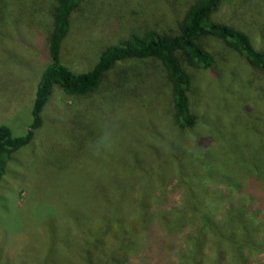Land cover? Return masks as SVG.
Listing matches in <instances>:
<instances>
[{
  "label": "rangeland",
  "instance_id": "374dc122",
  "mask_svg": "<svg viewBox=\"0 0 264 264\" xmlns=\"http://www.w3.org/2000/svg\"><path fill=\"white\" fill-rule=\"evenodd\" d=\"M192 1L84 0L72 16L60 61L73 73L87 72L100 52L123 45L131 33L173 32ZM55 2L0 0V125L14 136L23 135L32 122L35 85L50 63L45 43ZM263 6L264 0H222L216 20L244 31L254 48L264 53ZM204 39L211 66L187 67L193 82L191 111L197 117L191 129L176 128L171 87L156 61L118 63L89 97L71 98L59 89L53 91L31 143L5 158L0 180V264H52L57 236L49 222L56 217L64 220L66 212L80 207L87 190L102 203L110 202L118 188L128 184L121 200L126 202L123 210L134 214L126 224L134 238L145 234L148 214L179 210L182 224L175 230L162 227L157 218L147 222L152 247L160 238L171 241L167 250L173 255L167 264H178L182 234L191 223L200 222L188 207L197 208V200L187 194L189 186L225 194L217 218L237 208L243 192L232 196L227 181L204 171L221 166L220 158L237 143L255 144L256 149V141L264 145V72L251 69L221 40ZM117 78L121 83L113 85ZM178 149L192 159L176 157L173 152ZM237 156L229 160L235 163ZM191 172L195 175L188 177ZM114 176L126 182L112 183ZM247 176L245 181L258 179L253 173ZM102 180L109 189L105 192L98 187ZM258 182L262 194L252 199L251 206L246 197L240 203L249 210L248 220L260 224L264 170ZM72 234L81 239L78 231ZM88 238L85 243L91 251L125 250L110 234L93 231ZM245 254L250 264H264V247H251ZM135 256L128 255L126 264H138ZM224 264L234 261L228 258Z\"/></svg>",
  "mask_w": 264,
  "mask_h": 264
},
{
  "label": "trees",
  "instance_id": "16d2710c",
  "mask_svg": "<svg viewBox=\"0 0 264 264\" xmlns=\"http://www.w3.org/2000/svg\"><path fill=\"white\" fill-rule=\"evenodd\" d=\"M221 1L193 0L182 12L173 32L150 29L140 35L131 33L123 45L110 46L100 52L90 70L73 73L61 63L60 56L71 28L74 11L84 0H56L50 7L51 22L45 43V55L50 63L42 70L35 85L31 109L32 122L27 131L19 136H14L7 126L0 125V180L5 158L29 145L33 140L34 132L41 125L42 112L55 89L61 90L71 98L89 97L97 92L107 74L120 62L151 60L161 64L171 87L173 121L176 128L180 129H191L197 124V117L191 111L193 106L189 95L193 82L187 67L211 66L212 57L205 47V37L221 40L227 51L244 58L251 69L264 72V53L254 48L248 34L227 21L216 20ZM261 11L264 13V6ZM251 18L255 19L254 16ZM117 83H121L120 78L114 80L113 85H118ZM216 122H213V125ZM220 125L218 123L216 127ZM255 143L258 149L255 148V144L246 146L237 143L232 152L220 158L221 166L214 165L204 171L205 174L209 172L212 178L227 181L232 196L236 191L243 192L249 200L248 206H251L253 198L262 194L257 190L260 189L258 179L260 180L264 170V145L257 141ZM173 153L179 159L186 161L192 159L179 149ZM232 155H238L235 163L229 160ZM251 173L258 179L250 178L245 181L247 175ZM194 175L193 172L187 174L188 177ZM196 177L200 178L199 174ZM100 179H96V184ZM114 179L112 183L126 182L124 180L121 182L118 176H114ZM105 182L106 180H102L98 185L104 192L109 190ZM124 184L118 188L116 191L118 195L110 202L102 203L87 190L86 200L80 207L66 212L65 221L56 217L49 222L50 230L57 236L58 243L53 252L55 256L52 264H126L128 255L132 253L136 255L138 264H151V261H154L153 264H167L173 255V251L167 250L171 241L160 238L157 246L152 247L153 241H149L147 235L150 232L147 222L149 219L157 218L162 227L175 230L182 224L179 210L176 209L172 213L155 211L148 214V219L144 222L147 229L145 234L143 232L134 238L126 227L129 217L134 214L130 211L132 214L130 215L123 210L126 202L121 200L125 195V189L128 188V184ZM187 194L189 198L197 200L194 203L197 208L194 209L191 205L188 207L191 209V215L198 217L200 222L198 225L191 223L189 230L182 234L181 244L176 253L178 264H224L228 258L233 260L234 264H250L245 251L251 247H264V220H261L260 224L248 220L249 210L240 203L246 198L240 196L235 210L230 208V211L222 213L221 218H217L225 194L194 184L187 188ZM83 196L84 194L81 196L82 199ZM82 199L80 198L81 201ZM73 230L82 235L80 240L72 234ZM93 231L114 236L119 249L125 250H122L123 253L117 249L101 251L99 248V251H91L85 241L89 242L88 235ZM74 245L78 248L73 247Z\"/></svg>",
  "mask_w": 264,
  "mask_h": 264
}]
</instances>
